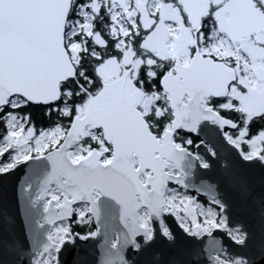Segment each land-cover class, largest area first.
<instances>
[{
	"label": "snow or ice",
	"instance_id": "snow-or-ice-1",
	"mask_svg": "<svg viewBox=\"0 0 264 264\" xmlns=\"http://www.w3.org/2000/svg\"><path fill=\"white\" fill-rule=\"evenodd\" d=\"M0 264H264V0H0Z\"/></svg>",
	"mask_w": 264,
	"mask_h": 264
},
{
	"label": "water",
	"instance_id": "water-1",
	"mask_svg": "<svg viewBox=\"0 0 264 264\" xmlns=\"http://www.w3.org/2000/svg\"><path fill=\"white\" fill-rule=\"evenodd\" d=\"M221 141H222V136L220 137ZM217 149L223 151V149L221 148L220 144H217ZM26 171V166H21L19 171L16 173V175L11 179V182L8 186V192L11 195L13 188L18 186L19 184V180L20 178L23 177L24 172ZM255 174L257 175V177L260 176V170L257 169ZM194 191V190H193ZM171 223V220H170ZM217 233H214V235H216ZM222 242L225 243V245L229 244L228 238L226 236L221 237ZM207 242V237L201 238L200 241H198V244L200 245L201 248H203L204 243ZM100 243V239L99 238H91L90 242H89V251L95 256V257H99V245ZM69 259H71V257H69Z\"/></svg>",
	"mask_w": 264,
	"mask_h": 264
},
{
	"label": "trees",
	"instance_id": "trees-1",
	"mask_svg": "<svg viewBox=\"0 0 264 264\" xmlns=\"http://www.w3.org/2000/svg\"><path fill=\"white\" fill-rule=\"evenodd\" d=\"M40 122H41V121H40V118L38 117V118H37V126L40 125ZM189 194L194 195V194H197V193L190 192ZM196 196H197V198L200 200V202L205 203V205H206L207 197L201 196V195H199V194H197ZM93 226H94V225H93ZM76 230L79 231L80 229L77 228Z\"/></svg>",
	"mask_w": 264,
	"mask_h": 264
},
{
	"label": "flooded vegetation",
	"instance_id": "flooded-vegetation-1",
	"mask_svg": "<svg viewBox=\"0 0 264 264\" xmlns=\"http://www.w3.org/2000/svg\"><path fill=\"white\" fill-rule=\"evenodd\" d=\"M191 192H194V193H196L195 191H191ZM194 195H197V194H194ZM199 195L203 196L202 194H199ZM204 197H205V196H204Z\"/></svg>",
	"mask_w": 264,
	"mask_h": 264
},
{
	"label": "rangeland",
	"instance_id": "rangeland-1",
	"mask_svg": "<svg viewBox=\"0 0 264 264\" xmlns=\"http://www.w3.org/2000/svg\"><path fill=\"white\" fill-rule=\"evenodd\" d=\"M202 203V202H201ZM207 206V205H206Z\"/></svg>",
	"mask_w": 264,
	"mask_h": 264
}]
</instances>
